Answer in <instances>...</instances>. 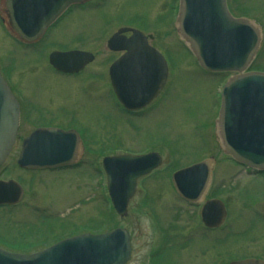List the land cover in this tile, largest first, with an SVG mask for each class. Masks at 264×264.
<instances>
[{
  "label": "rangeland",
  "instance_id": "rangeland-1",
  "mask_svg": "<svg viewBox=\"0 0 264 264\" xmlns=\"http://www.w3.org/2000/svg\"><path fill=\"white\" fill-rule=\"evenodd\" d=\"M231 2L236 15H246L260 28V43L249 69L264 70V0ZM166 4L167 0H92L72 5L36 45L19 42L0 19V61L15 94L24 100V116L33 120L29 118L34 127L63 114L76 117L85 126L86 147L76 166L22 170L15 158L29 127L21 118L0 178L16 180L23 195L14 206H0V247L33 250L78 228L104 231L122 226L131 236L127 264H227L247 255L264 259V175L222 151L214 121L224 72L212 74L198 65L174 21L163 18ZM131 25L149 33L148 42L171 64L165 89L150 107L132 116L116 105L104 74L106 63L116 55L105 46L107 36L119 26ZM67 48L85 49L95 57L79 74L57 73L47 64L46 54ZM147 150L158 152L162 162L137 180L127 214L119 217L106 193L101 156ZM210 156L214 162L205 197L221 199L227 215L219 231L204 234L207 230L195 215L196 207L177 195L170 176L175 169Z\"/></svg>",
  "mask_w": 264,
  "mask_h": 264
},
{
  "label": "water",
  "instance_id": "water-1",
  "mask_svg": "<svg viewBox=\"0 0 264 264\" xmlns=\"http://www.w3.org/2000/svg\"><path fill=\"white\" fill-rule=\"evenodd\" d=\"M84 0H4L7 23L22 39H36L70 3ZM177 20L179 35L187 42L205 69L236 71L221 90L217 119L223 151L235 161L264 169V72H242L260 40L259 28L244 18L228 14L224 0H180ZM119 28L107 40L112 50L125 53L109 67L112 88L126 109L147 103L161 88L166 73L162 56L132 29L128 37ZM92 59L79 50L53 51L49 62L61 71H77ZM18 121L17 102L0 76V163L14 141ZM76 134L58 128H38L21 143L17 164L27 168L54 167L73 161ZM213 158L173 172L171 180L184 199L197 201L203 194ZM161 162L156 152L139 155L104 156L101 161L106 189L117 214L124 216L136 179ZM22 188L14 180H0V204L16 203ZM207 226L218 225L225 216L219 199L206 200L200 210ZM130 237L125 228L102 233H81L62 238L42 250L28 254L0 249V264H123L129 258ZM228 264H264L256 259Z\"/></svg>",
  "mask_w": 264,
  "mask_h": 264
},
{
  "label": "flooded vegetation",
  "instance_id": "flooded-vegetation-1",
  "mask_svg": "<svg viewBox=\"0 0 264 264\" xmlns=\"http://www.w3.org/2000/svg\"><path fill=\"white\" fill-rule=\"evenodd\" d=\"M90 2H92V0H90V1H87V2H83V3H81L80 5H82V4H87V3H90ZM73 5H76V6H78V4L77 3H75V4H73ZM225 5H226V8H227V10H228V12L231 14V15H236L237 14V11L235 10V8H236V6L235 5H233V3L231 2V0H225ZM177 7H178V0H167V4H166V7H165V13H164V16H163V18L165 19V20H167L168 22L170 21H173L174 20V18H175V16H176V14H177ZM237 16V15H236ZM58 23V22H57ZM53 25H55V23L53 24ZM52 25V26H53ZM51 26V27H52ZM50 27V28H51ZM120 27V26H119ZM131 27H135V26H132L131 25ZM118 28V27H117ZM52 29V28H51ZM50 29V30H51ZM49 30V31H50ZM115 30V29H114ZM114 30H112V32L114 31ZM49 31L48 32H46V35L45 36H47V34L49 33ZM125 35H128L129 34V32L127 31L126 33H124ZM44 36V37H45ZM123 52L122 51H118V52H116V55L114 56V57H112L110 60H109V62H107L106 63V68H104V70H105V72H104V74L106 75V81H107V84L109 83V77H108V67H109V64H110V62L113 60V59H115L116 57H118L120 54H122ZM167 66H169V64H167ZM2 67H3V70L5 69V73L7 74V76L5 77L6 78V81H7V83H8V85L10 86V88H11V90H12V92L14 93V95L16 96V98H17V100H18V105H19V124H18V128H19V126L21 125V118H23V120H24V123H26V126H28L29 127V129L27 130V132H30L31 130H33L34 128H36V127H39V126H57V127H60V128H63V129H69V128H72V129H75L76 131H78L79 133L82 131V130H84V127L83 126H80L81 124H79V121L77 120V118L76 117H73V116H71V115H66V114H63V115H60L59 117H52V121H50V122H48V123H46V124H36V126L34 127V125H32V122H30L29 121V118L30 117H25L24 116V114H23V111H24V107H23V103H24V100H23V98L21 97V96H18L17 94H15V92H14V87H13V84L11 83V78H10V76H9V73L7 72V70H6V67L4 66V64L2 63ZM105 77V76H104ZM167 77H168V72H167ZM167 77H166V79H167ZM12 84V85H11ZM164 86H166V80H165V83H164ZM163 86V87H164ZM154 101V100H153ZM153 101L152 102H150L148 105H146V107H149L150 105H152L153 104ZM145 107V108H146ZM144 108V109H145ZM61 117V118H60ZM64 118H68L70 121L69 122H67L66 124L65 123H63V121L62 120H64ZM31 119V118H30ZM32 120V119H31ZM33 121V120H32ZM83 151V150H82ZM80 152L79 153V159H81L82 160V157H83V152ZM197 206V205H196ZM195 206V207H196ZM201 225H202V223H200ZM202 227H203V229H205V230H207V231H205V232H203L204 234H206L207 232H215V230L216 231H219L220 230V226H218V227H205L204 225H202ZM160 229V228H159ZM159 250H161V251H163V249L164 248H158ZM159 250H156V251H154V252H152L153 254V256H154V254L156 255V253L159 251ZM150 255V254H149Z\"/></svg>",
  "mask_w": 264,
  "mask_h": 264
}]
</instances>
